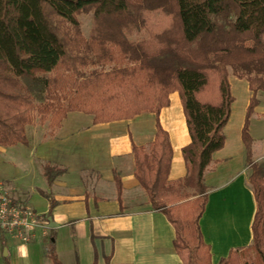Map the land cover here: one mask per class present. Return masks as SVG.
<instances>
[{"label": "trees", "instance_id": "16d2710c", "mask_svg": "<svg viewBox=\"0 0 264 264\" xmlns=\"http://www.w3.org/2000/svg\"><path fill=\"white\" fill-rule=\"evenodd\" d=\"M84 12L95 23L90 38L80 30ZM229 70L252 92L241 140L255 210L249 247L216 264H264V161L251 158L249 133L255 92L264 89V0H0V146L28 144L33 112L56 126L70 111L91 114L94 123L157 116L177 91L190 136L181 149L185 175L168 181L172 152L156 121L152 142L132 145L134 176L172 224L180 264H210L199 219L208 198L204 173L224 146L231 114ZM64 170L49 161L42 168L48 183ZM114 181L119 192L115 171ZM52 239L43 253L62 264ZM248 249L255 258L241 263Z\"/></svg>", "mask_w": 264, "mask_h": 264}, {"label": "crops", "instance_id": "0c3cea01", "mask_svg": "<svg viewBox=\"0 0 264 264\" xmlns=\"http://www.w3.org/2000/svg\"><path fill=\"white\" fill-rule=\"evenodd\" d=\"M156 121L167 133L171 147L168 181L180 179L186 173L181 149L189 143L190 136L177 91L169 93L168 104L159 110L157 116L148 112L130 119L94 123L91 114L67 112L60 124L50 130L47 138L38 140L27 149L30 158L20 155L22 160L27 157L29 162L37 159L49 161L64 168V172L50 183L41 173L40 181L42 178L44 187L36 189L23 185L27 191L23 197L16 192L17 185H22L17 181L21 169L11 167L7 159L1 158L0 165L8 173L0 176V179L13 194L14 201L28 203L41 216L49 210V216L56 224L53 228L46 227L45 234L42 229H35L25 244L8 236H0V252L6 248L9 264H49L43 246L50 236L53 237L55 252L62 264H180L172 243V224L161 211L151 207L134 176L132 145L148 146L154 138ZM225 146L226 138L224 146L213 153L212 162L204 173L208 198L199 226L203 240L210 248V264H216L230 250L240 251L250 244L248 227L253 214H250V218L246 213L251 192L244 171L246 160L244 157L243 164L233 174L229 171ZM21 159L18 157L16 160L19 163ZM9 168L14 170L9 172ZM114 171L121 186L119 192ZM226 172L229 175L224 182L212 184ZM35 192L47 196L39 210L31 205V197ZM50 201H53L51 207ZM237 206L246 213V228H243V210L239 220L235 221V216H230ZM226 214L230 216L229 219ZM244 229H247L244 232L248 235L242 234ZM220 232H224L221 237ZM223 235L229 241L223 239ZM236 237L243 239L237 241ZM226 241L231 244L228 245ZM21 245L25 246L23 252L20 251Z\"/></svg>", "mask_w": 264, "mask_h": 264}, {"label": "rangeland", "instance_id": "374dc122", "mask_svg": "<svg viewBox=\"0 0 264 264\" xmlns=\"http://www.w3.org/2000/svg\"><path fill=\"white\" fill-rule=\"evenodd\" d=\"M78 20H79L80 30H81L83 37L84 38H90L91 36H93L95 23L93 20L92 13L91 12L80 13L78 15ZM91 69H94V66H88L87 68H85V70H87V71L91 70ZM228 72H229L228 73V80L230 83V89H231V93L233 96V102L231 104L230 118H229L226 126L223 129V133H224L225 138H226V146H225L224 151H225V153H227L226 156L229 158V159H227V163H229L228 165L230 167L229 171L233 172V174H234L237 170H239L241 164H243L242 162H243V159L245 157L243 143L241 142V139H240V129H241L240 126H242V123L244 120V115H245V110H246L245 106H247L249 98L252 95V92L250 91V89L248 87V82L246 81V79H244V78L240 79V78L235 77L234 75H232L230 70ZM263 80H264V77H263ZM254 97L256 99V105L253 108V113L251 114V116L249 118V121H250L249 133H250V136L253 137L252 142H251V158L254 161H264V89L263 90H261V89L257 90L255 92ZM33 117H34L33 122L26 127V133H27V137H28L29 146H28V144L27 145L19 144L15 148H12V149L9 148L6 151L1 150L3 147L0 146V159L5 158V159H7L6 162H9L12 165V166L10 165L11 167H19L21 169V172H18L19 174L17 175L18 176L17 181L19 183H21L22 185L21 186L17 185L16 192L18 195H21L22 197L27 192L26 190H24L26 188L23 185H30L36 189L39 187L40 188L44 187L43 182H42V178L40 181V175H41V173H43L42 168H43L44 162H42L38 159L37 160L31 159L32 162L31 161L29 162V160H27V157L30 158V156H28L29 152L27 149L31 148L34 143L38 142V140L43 139V138H47L49 136L50 130L52 131L56 127V125L52 124L51 117H47L46 119L41 121L35 112H33ZM61 120L59 121V124H60ZM20 155L27 156V157L25 160L24 159L22 160ZM18 157L21 159V160H19V161H21L19 163L16 160V159H18ZM5 165H7V164H5ZM5 169L6 168H4L2 165H0V176L5 175V174L7 175L8 171ZM12 170H14V169L9 168V172ZM244 171H245L246 175L248 176L249 169L247 166L244 167ZM228 175H229V173L226 172L225 174H223L220 177L221 179H218L217 181L213 182L212 184H216L218 182H222L223 180H226ZM0 182L6 188L5 183H3L1 181V179H0ZM6 190L10 194L12 200L14 201L13 194L10 192L9 189L6 188ZM248 198H249V200H248L249 205H248V211L246 210L247 211L246 213L251 218L250 214L251 215L253 214V210L255 207L253 196H252L251 192L249 193ZM45 202H46L45 196L40 195L38 192H35L31 197V205H32V207L36 208L37 210H39V208H41V206ZM15 203L20 204V205H28V203H26V202L25 203L15 202ZM233 209H234V211L232 210V214L230 213L231 214L230 216L231 217L235 216V218H236L235 221L239 220V218H240L239 214H241L242 210H243V213H242L243 217L242 218H243V228H244L245 227L244 223L247 222V220H248L247 219L245 221L246 215H245L244 209L239 211L240 207L238 208V206L233 208ZM225 216L227 219H229V217H230L227 214ZM40 217L43 219V217L41 215H40ZM43 220H45V219H43ZM46 224H47V222H46ZM248 230H249L248 241H251L250 227H248ZM46 243L47 242H45L44 245ZM0 253H2V252H0ZM254 258H255V254L251 249L244 250V251L240 252V262L241 263L245 260L246 261L254 260ZM0 261H2L1 254H0ZM49 264H50V262H49Z\"/></svg>", "mask_w": 264, "mask_h": 264}, {"label": "built area", "instance_id": "2783aa9c", "mask_svg": "<svg viewBox=\"0 0 264 264\" xmlns=\"http://www.w3.org/2000/svg\"><path fill=\"white\" fill-rule=\"evenodd\" d=\"M35 229L45 234L46 221L28 205L16 204L0 182V236L27 243Z\"/></svg>", "mask_w": 264, "mask_h": 264}, {"label": "bare ground", "instance_id": "6f19581e", "mask_svg": "<svg viewBox=\"0 0 264 264\" xmlns=\"http://www.w3.org/2000/svg\"><path fill=\"white\" fill-rule=\"evenodd\" d=\"M242 187H243V186H242ZM234 188H235V187H234ZM229 189H230V188H229ZM233 191H234V190H233ZM229 192H231V190H230ZM236 192H237V191H236ZM230 195H231V194H230ZM219 196H220V195H219ZM244 197H245V196H244ZM222 200H223V199H222ZM240 200H241V199H240ZM216 201H217V200H216ZM234 203H235V202H234ZM209 204H210V203H209ZM239 207H240V206H239ZM225 209H226V208H225ZM233 210H234V209H233ZM239 210H240V209H239ZM251 210H252V209H251ZM246 212H247V211H246ZM235 213H236V212H235ZM250 213H251V212H250ZM237 214H238V213H237ZM245 214H246V213H245ZM212 216H213V215H212ZM248 217H249V215H248ZM206 218H207V217H206ZM201 221H202V219H201ZM203 221H204V220H203ZM203 221H202V222H203ZM214 221H215V220H214ZM199 222H200V221H199ZM207 222H208V221H207ZM204 223H205V222H204ZM248 225H249V224H248ZM201 226L203 227V225H201ZM207 226H208V225H207ZM239 227H241V226H239ZM206 228H207V227H206ZM245 228H246V227H245ZM202 229H203V228H202ZM223 229H224V228H223ZM205 230H206V229H205ZM205 230H204V232H205ZM226 230H227V229H226ZM206 231H207V230H206ZM213 231H214V230H213ZM216 231H217V230H216ZM244 231H247V229H244L243 232H242V234L244 233L245 235H248V233H247V232H244ZM207 232H208V231H207ZM210 232H211V230H210ZM233 232H234V231H233ZM248 232H249V231H248ZM214 233H215V232H214ZM221 233L224 234V232H220L219 237L222 236ZM225 233H226V232H225ZM216 234H217V233H216ZM216 234H215V235H216ZM229 234H230V237H232L231 232H230ZM233 234H235V233H233ZM244 234H243V235H244ZM205 235H206V234H205ZM225 235H227V234H225ZM235 236H236V235H235ZM240 236H242V235H240ZM224 237H225V236L223 235V239L228 240V239H226V238H224ZM227 237H229V236H227ZM230 237H229V238H230ZM233 237H234V236H233ZM247 237H248V236H247ZM217 238H218V236H217ZM217 238H216V240H217ZM245 238H246V237H245ZM230 239H231V238H230ZM233 239H234V238H233ZM233 239H232V241H234ZM237 239H238V238L236 237V240H237ZM239 239H243V238H239ZM239 239H238V240H239ZM238 240H237V241H238ZM228 241H229V240H228ZM242 241H243V240H242ZM226 242H227V241H226ZM226 242H225V244H227V243H228V245L231 244V242H227V243H226ZM234 242H235V241H234ZM210 243H212V242H210ZM216 243H217V242H216ZM218 243H219V242H218ZM229 243H230V244H229ZM235 243H236V242H235ZM242 243H243V242H241V244H242ZM222 244H223V243H222ZM233 244H234V243H233ZM239 244H240V243H239ZM243 244H244V243H243ZM211 245H212V244H211ZM212 246H213V245H212ZM212 246H211V247H212ZM226 246H227V245H226ZM226 246H225V247H226ZM224 249H225V248H224ZM224 251H225V250H224ZM221 252H223L222 248H221ZM221 252H220V253H221ZM223 253H224V252H223Z\"/></svg>", "mask_w": 264, "mask_h": 264}, {"label": "water", "instance_id": "95a60500", "mask_svg": "<svg viewBox=\"0 0 264 264\" xmlns=\"http://www.w3.org/2000/svg\"><path fill=\"white\" fill-rule=\"evenodd\" d=\"M46 227L47 228H53V227H56V224L54 222H52V219L50 216L47 217V224H46ZM53 240V239H52ZM6 248H3V251H2V255L3 256H6Z\"/></svg>", "mask_w": 264, "mask_h": 264}, {"label": "clouds", "instance_id": "9594fccd", "mask_svg": "<svg viewBox=\"0 0 264 264\" xmlns=\"http://www.w3.org/2000/svg\"><path fill=\"white\" fill-rule=\"evenodd\" d=\"M24 248H25V246L24 245H21L20 246V251L23 252L24 251Z\"/></svg>", "mask_w": 264, "mask_h": 264}]
</instances>
